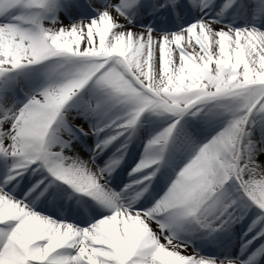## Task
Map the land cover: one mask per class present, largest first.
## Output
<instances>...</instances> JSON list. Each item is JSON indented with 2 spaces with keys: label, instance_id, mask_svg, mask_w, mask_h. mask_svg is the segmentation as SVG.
<instances>
[{
  "label": "snow or ice",
  "instance_id": "1",
  "mask_svg": "<svg viewBox=\"0 0 264 264\" xmlns=\"http://www.w3.org/2000/svg\"><path fill=\"white\" fill-rule=\"evenodd\" d=\"M0 264H264V0H0Z\"/></svg>",
  "mask_w": 264,
  "mask_h": 264
}]
</instances>
